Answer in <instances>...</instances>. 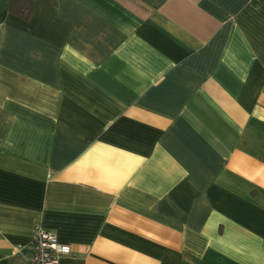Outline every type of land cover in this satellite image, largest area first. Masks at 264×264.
<instances>
[{"label": "crops", "instance_id": "obj_1", "mask_svg": "<svg viewBox=\"0 0 264 264\" xmlns=\"http://www.w3.org/2000/svg\"><path fill=\"white\" fill-rule=\"evenodd\" d=\"M0 0V264H264V0Z\"/></svg>", "mask_w": 264, "mask_h": 264}, {"label": "built area", "instance_id": "obj_2", "mask_svg": "<svg viewBox=\"0 0 264 264\" xmlns=\"http://www.w3.org/2000/svg\"><path fill=\"white\" fill-rule=\"evenodd\" d=\"M32 246V264H57L61 256L74 253L70 244L59 241L54 232L43 228L37 229Z\"/></svg>", "mask_w": 264, "mask_h": 264}, {"label": "trees", "instance_id": "obj_3", "mask_svg": "<svg viewBox=\"0 0 264 264\" xmlns=\"http://www.w3.org/2000/svg\"><path fill=\"white\" fill-rule=\"evenodd\" d=\"M32 7V0H7V11L22 20L29 18Z\"/></svg>", "mask_w": 264, "mask_h": 264}]
</instances>
